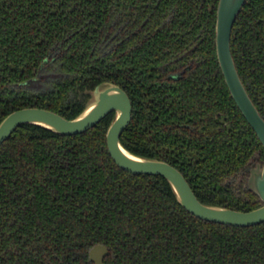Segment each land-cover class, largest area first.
Here are the masks:
<instances>
[{
    "label": "trees",
    "instance_id": "1",
    "mask_svg": "<svg viewBox=\"0 0 264 264\" xmlns=\"http://www.w3.org/2000/svg\"><path fill=\"white\" fill-rule=\"evenodd\" d=\"M218 4L0 0V122L25 107L72 119L84 108L77 88L114 82L134 106L127 149L177 167L204 204L257 208L253 192L245 200L222 184L264 151L219 66ZM195 45L182 60L192 67L165 79L160 66ZM231 51L264 118V0L245 3ZM42 74L46 88L25 84ZM114 117L73 135L23 124L0 145V264H94L100 243L104 264H264V222L200 219L163 176L119 167L107 145Z\"/></svg>",
    "mask_w": 264,
    "mask_h": 264
},
{
    "label": "water",
    "instance_id": "2",
    "mask_svg": "<svg viewBox=\"0 0 264 264\" xmlns=\"http://www.w3.org/2000/svg\"><path fill=\"white\" fill-rule=\"evenodd\" d=\"M247 0H220L216 22L217 55L228 88L243 115L255 130L264 148V118L247 92L231 51V36L234 23ZM83 103V110L68 119L51 110L25 107L5 116L0 122V145L23 124H33L60 135H73L87 131L106 115L115 112L107 129V145L116 164L133 174L160 175L168 180L178 202L200 219L233 226H252L264 222V161L250 170L248 188L260 205L249 211L230 209L220 205L202 203L183 173L170 163L137 155L121 142V134L131 121L132 104L128 94L118 85L103 82ZM110 254L105 244H96L89 251L94 264H104Z\"/></svg>",
    "mask_w": 264,
    "mask_h": 264
},
{
    "label": "flooded vegetation",
    "instance_id": "3",
    "mask_svg": "<svg viewBox=\"0 0 264 264\" xmlns=\"http://www.w3.org/2000/svg\"><path fill=\"white\" fill-rule=\"evenodd\" d=\"M220 1V0H219ZM247 2V1H246ZM219 5V4H218ZM245 5V4H244ZM244 7V6H243ZM243 9V8H242ZM217 11H218V8H217ZM238 17V16H237ZM237 19V18H236ZM216 22H217V14H216ZM215 33H216V25H215ZM215 46H216V37H215ZM197 45H195L194 47H192L188 52L186 53H183L181 55H177L175 57V59H173L172 61H169V62H166L164 63L163 65L160 66V69L162 72L165 73V79L167 80H173V81H177L179 80L183 73L185 72V70L187 69H190L192 67V60L188 61V62H182V60L184 59V57L189 53L191 52L194 48H196ZM216 54H217V46H216ZM217 59H218V55H217ZM49 62L48 59H45L44 61V64H47ZM218 62H219V59H218ZM219 66H220V63H219ZM220 69H221V66H220ZM238 70V69H237ZM221 72H222V75L224 77V74H223V71L221 69ZM45 75L48 73V72H43ZM225 79V77H224ZM107 82V81H106ZM109 82V81H108ZM226 82V80H225ZM44 83V79H43V74L42 75H39L37 77H35L34 79L30 80V81H27L25 82V84L27 86H35V87H44L46 88L47 85L43 84ZM110 83H113V84H116L114 82H110ZM227 84V83H226ZM99 85V84H98ZM118 85V84H116ZM97 86V85H96ZM96 86L94 87H91V86H87L83 89H78L77 88V93H78V98L81 100L82 103H84V101L89 97V95L87 94L88 91H91V90H94L96 88ZM119 87H121L129 96L130 98V101H131V104H132V116H131V121H132V117H133V109H134V106H133V101H132V98L130 97L129 93L127 92L126 89H124L122 86L118 85ZM245 86V85H244ZM228 87V85H227ZM246 88V87H245ZM37 89V88H36ZM229 89V88H228ZM247 90V89H246ZM230 91V90H229ZM248 92V91H247ZM231 94V92H230ZM232 96V95H231ZM233 98V96H232ZM234 99V98H233ZM252 99V98H251ZM235 101V100H234ZM253 101V100H252ZM236 103V102H235ZM254 103V102H253ZM237 105V103H236ZM256 106V105H255ZM238 107V105H237ZM39 108V107H38ZM257 108V107H256ZM238 109L240 110V108L238 107ZM258 109V108H257ZM19 110V109H18ZM241 111V110H240ZM259 111V110H258ZM113 113V112H111ZM242 113V111H241ZM110 114V113H109ZM243 114V113H242ZM107 116V115H106ZM105 116V117H106ZM244 116V115H243ZM262 116V115H261ZM245 117V116H244ZM246 119V118H245ZM247 120V119H246ZM130 121V123H131ZM248 122V121H247ZM129 123V125H130ZM249 123V122H248ZM128 125V126H129ZM250 125V124H249ZM127 126V127H128ZM251 126V125H250ZM126 127V129H127ZM252 127V126H251ZM125 129V130H126ZM253 129V128H252ZM124 130V131H125ZM254 130V129H253ZM123 131V132H124ZM255 131V130H254ZM256 133V132H255ZM123 134V133H122ZM121 134V136H122ZM257 135V134H256ZM258 137V136H257ZM260 140V139H259ZM261 142V141H260ZM262 144V143H261ZM263 146V145H262ZM263 151H264V148H263ZM264 161V158H262L261 156V152L260 151H256L250 158L249 160L246 162V164L241 167L238 171L232 173L230 176L226 177V179L222 182V184L226 187H229L232 189V191L234 192L235 196L237 197H241L243 199H248V196L246 194V191H249V188H248V181H247V178L248 177V174L250 175V170L254 167H256V165L259 163V162H262ZM172 165V164H171ZM174 166V165H173ZM177 168V167H176ZM178 169V168H177ZM186 178V177H185ZM188 181V180H187ZM258 200V199H256ZM259 201V200H258Z\"/></svg>",
    "mask_w": 264,
    "mask_h": 264
},
{
    "label": "rangeland",
    "instance_id": "4",
    "mask_svg": "<svg viewBox=\"0 0 264 264\" xmlns=\"http://www.w3.org/2000/svg\"><path fill=\"white\" fill-rule=\"evenodd\" d=\"M259 163H260V164H263V161H262V162H259ZM259 163H258V164H259ZM256 166H257V165H256ZM248 177H249V174H248ZM247 181H248V178H247Z\"/></svg>",
    "mask_w": 264,
    "mask_h": 264
}]
</instances>
